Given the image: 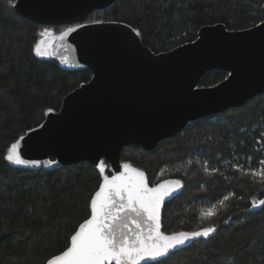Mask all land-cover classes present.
<instances>
[{
    "label": "trees",
    "instance_id": "trees-1",
    "mask_svg": "<svg viewBox=\"0 0 264 264\" xmlns=\"http://www.w3.org/2000/svg\"><path fill=\"white\" fill-rule=\"evenodd\" d=\"M263 3L116 0L83 22H124L161 53L196 40L205 25L253 27L264 20ZM45 27L0 0V264H46L66 250L71 235L90 216V201L104 176L88 162L32 169L5 158L13 143L39 126L48 112L60 110L64 97L92 77L88 67H68L36 54ZM68 27L50 28L57 35ZM227 75L211 70L200 86H213ZM262 159L264 93L244 106L188 123L154 150L123 149L122 162L146 172L151 185L167 178L182 182L181 192L164 205V232L215 228L209 237L163 258V264H264V206H252L264 200V178L233 168L249 162L257 166ZM103 163L110 175V164ZM207 205H215L213 216L203 215Z\"/></svg>",
    "mask_w": 264,
    "mask_h": 264
},
{
    "label": "water",
    "instance_id": "water-1",
    "mask_svg": "<svg viewBox=\"0 0 264 264\" xmlns=\"http://www.w3.org/2000/svg\"><path fill=\"white\" fill-rule=\"evenodd\" d=\"M115 1L16 0L14 10L28 20L76 29L63 40L58 39L60 33L43 37L41 49H47L48 57L92 71L88 82L64 97L60 110L48 112L39 126L17 140L21 158L35 162L23 166L52 169L88 162L99 167L106 160L112 170L108 176L116 175L124 171L125 147L154 150L188 123L244 106L264 93V20L242 30H229L223 23L205 25L196 40L155 53L124 22H83ZM211 70L228 75L213 86H200ZM144 173L149 187L165 184L170 189L166 182L179 180L167 178L151 185ZM182 188L181 182L161 202V232L166 235L173 233L163 231L164 205ZM153 262L147 259L141 264Z\"/></svg>",
    "mask_w": 264,
    "mask_h": 264
},
{
    "label": "snow or ice",
    "instance_id": "snow-or-ice-1",
    "mask_svg": "<svg viewBox=\"0 0 264 264\" xmlns=\"http://www.w3.org/2000/svg\"><path fill=\"white\" fill-rule=\"evenodd\" d=\"M8 3L15 6L14 0H8ZM75 30L69 28L61 32L58 39L63 40ZM39 35L54 37L49 29H44ZM44 43L40 40L35 46L37 55L50 54L46 48L41 49ZM17 149L18 142L13 143L5 157L9 162L17 165L35 163L21 158ZM260 163L264 164V161ZM99 168L103 173L104 165H99ZM123 168L124 171L119 174L103 176V183L90 201V218L71 235L66 250L49 258L46 264H141L147 259L154 264H163L162 258L169 256L178 246L195 238H207L215 231L214 227H206L194 232L162 233L161 202L181 186V181L166 182L172 186L170 189L165 184L149 187L143 171L127 163ZM204 170L208 171V168ZM251 174L264 178V171H253ZM252 206H264V200L254 201ZM214 214L213 209L203 213L205 217Z\"/></svg>",
    "mask_w": 264,
    "mask_h": 264
},
{
    "label": "rangeland",
    "instance_id": "rangeland-1",
    "mask_svg": "<svg viewBox=\"0 0 264 264\" xmlns=\"http://www.w3.org/2000/svg\"><path fill=\"white\" fill-rule=\"evenodd\" d=\"M50 27L51 26H46L44 29H49L53 34H55V30L53 28H50ZM43 57H48V55H44ZM64 66H67V65H64ZM68 67H71V66H68ZM260 161H264V159H262ZM260 161L258 162L257 166L253 165L254 163L249 162L247 164H241V165L235 164L233 168L239 170L242 173H252L253 171H264V164H261ZM101 164L104 165L103 174L105 175L106 174V170L108 169V165L103 163V160L101 161L100 165ZM259 177H261V176H259ZM214 208H215V205H211V206L207 205V206L204 207L203 212L205 213L209 209H214Z\"/></svg>",
    "mask_w": 264,
    "mask_h": 264
}]
</instances>
